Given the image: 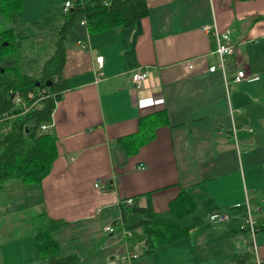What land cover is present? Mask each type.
Listing matches in <instances>:
<instances>
[{
    "label": "crops",
    "instance_id": "crops-1",
    "mask_svg": "<svg viewBox=\"0 0 264 264\" xmlns=\"http://www.w3.org/2000/svg\"><path fill=\"white\" fill-rule=\"evenodd\" d=\"M147 2L133 69L126 67L120 29L96 34L82 25L73 29L63 72L75 87L57 103L51 127L58 156L40 184L26 187L14 180L2 190L20 192L15 211L29 213L32 223L42 213L66 221L57 233L62 254H79L81 264L236 263L238 253L248 249L244 236L235 232L245 226V204L264 206V0ZM215 26L230 32L235 48L223 68L206 28ZM42 68L41 74L28 75L39 78ZM138 68L148 76L135 89L132 75ZM240 70L258 78L234 82ZM162 111L169 122L155 138L128 158L118 152L116 160L113 144L135 133L141 117ZM182 190L196 202L190 218L200 213L209 220L215 211L232 214L229 222L217 224L222 233H202L195 241L191 233L152 255H143V241L130 244L123 235L102 233L121 218L120 203L126 199L141 207L151 202L161 217L170 218L169 203ZM10 203L0 200V209ZM188 218L181 223L205 225L202 218ZM29 234L0 233V264H37V245ZM239 236L244 241L235 242ZM102 238L104 243L93 250ZM256 242L248 264H257L256 256L264 260V231ZM209 250L219 261L209 260Z\"/></svg>",
    "mask_w": 264,
    "mask_h": 264
},
{
    "label": "trees",
    "instance_id": "trees-1",
    "mask_svg": "<svg viewBox=\"0 0 264 264\" xmlns=\"http://www.w3.org/2000/svg\"><path fill=\"white\" fill-rule=\"evenodd\" d=\"M67 1L71 5L64 10ZM24 3V0H0V190L14 180L25 186L40 184L58 156L57 137L51 127L57 103L64 92L75 87L73 78L65 77L63 72L67 43L73 29L82 25L89 34L120 29L126 67L133 69L137 66L136 43L142 33V20L149 14L147 0H63V18L54 34V53L44 61L41 77L33 78L21 71L18 56L27 37L11 26L13 15L23 13ZM49 80L51 84L47 85ZM15 98L19 99L18 103ZM168 122L165 111L141 117L135 133L121 137L113 144V157L118 160V152L123 153L124 158L137 153L155 138L157 129ZM131 200V203L127 199L120 203L121 218L113 222L114 232L107 235H123L130 244L145 242L143 255L158 253L169 244L189 238L192 228L198 224L181 223L196 210V202L187 190H182L170 201V218L161 217L151 202L141 207L135 199ZM252 212L256 233L263 232L264 206L252 208ZM66 224V221L50 218L44 213L33 218L29 236L37 245V264H81L79 254H62L57 233ZM125 231H130L131 236ZM235 232L244 236L248 247L238 253L235 264H248L254 255L249 226ZM105 238L99 239L93 250L100 247Z\"/></svg>",
    "mask_w": 264,
    "mask_h": 264
},
{
    "label": "rangeland",
    "instance_id": "rangeland-1",
    "mask_svg": "<svg viewBox=\"0 0 264 264\" xmlns=\"http://www.w3.org/2000/svg\"><path fill=\"white\" fill-rule=\"evenodd\" d=\"M24 10L22 14H14L11 26L16 32L22 33L27 36L24 40L22 47L18 50V56L20 59L21 71L23 73L38 74L43 65V59L47 60L53 55L55 50V27L58 20L63 18V0H24ZM21 15L24 17L22 22ZM17 24V25H16ZM20 27H19V25ZM42 29V30H40ZM44 60V61H45ZM41 74V72H40ZM36 78V77H33ZM40 78V77H39ZM18 103L19 99L15 98ZM14 182H8V185H13ZM24 185V184H23ZM6 186V185H5ZM27 187V186H26ZM23 191L25 188H21ZM18 190L14 187H9L4 191H0V200L2 202L10 203L11 206L8 208L0 209V233L2 231H12L13 233H31L33 230V223L29 221L27 216L29 213L24 211H15L16 204L15 201H19ZM16 197V198H15ZM14 200V201H13ZM22 202H20L21 204ZM13 205V206H12ZM26 205V203H25ZM252 208V207H251ZM33 214L34 209H31ZM15 211V212H14ZM165 217L164 214H162ZM170 216V214H168ZM204 220L205 225H197L192 228L191 233L193 234V240H197L202 233H222L223 231L218 228L219 226L212 221L205 219L200 213L193 215V218H188L192 222L199 221L201 218ZM246 216V213L245 215ZM200 222V221H199ZM189 222H186L188 224ZM201 224V223H200ZM112 225V224H111ZM102 227V226H99ZM221 227V226H220ZM102 233H111L102 230ZM251 233V232H250ZM1 239V238H0ZM243 240V237L239 236L234 239L235 242L238 240ZM257 241V235L255 237ZM233 240L229 241V245L232 250L236 244ZM11 242V241H10ZM2 244V241H0ZM250 249V248H249ZM208 258L209 260H218L217 255L213 250H209ZM237 256V255H236ZM219 261V260H218ZM225 264H235L232 260Z\"/></svg>",
    "mask_w": 264,
    "mask_h": 264
},
{
    "label": "built area",
    "instance_id": "built-area-1",
    "mask_svg": "<svg viewBox=\"0 0 264 264\" xmlns=\"http://www.w3.org/2000/svg\"><path fill=\"white\" fill-rule=\"evenodd\" d=\"M71 3L70 1L65 2L64 5V10H68L70 7ZM83 24V23H82ZM208 30H211V36H212V43H213V48H212V53L216 54L220 58V63L223 68L224 66V58L228 55H231L234 53V45L231 42V35L229 31H220L219 29L215 27H206ZM84 46V45H83ZM97 62V67L98 69H101L103 66V56H99L96 58ZM211 71L216 70V66H212L210 68ZM148 76V71L143 68H138L134 70L133 75H132V81L134 83L135 89H140L142 86L143 81L147 78ZM258 77L257 76H251L246 73L244 70H240L236 77L234 78V82H241L243 80H248V81H253L256 80ZM43 129L46 128V126H42ZM237 133V128L233 127V134L234 137L236 136ZM96 187H100L102 189H105V185H101V183H96ZM131 203V200L128 201ZM245 225L249 226L250 232H251V238L253 242V248L254 250H257V242L255 240V237L257 235L256 233V228H255V219L253 216L252 208L248 203L245 204ZM208 218L210 221L216 224H223L226 222H229L232 218V214L230 213H224L222 211H215L212 212L208 215ZM106 232H114V226L113 225H108L105 227ZM126 235L131 236L130 231H125ZM132 257L136 258L138 257L137 254H133ZM256 263L257 264H264V260L260 259L256 256Z\"/></svg>",
    "mask_w": 264,
    "mask_h": 264
},
{
    "label": "water",
    "instance_id": "water-1",
    "mask_svg": "<svg viewBox=\"0 0 264 264\" xmlns=\"http://www.w3.org/2000/svg\"><path fill=\"white\" fill-rule=\"evenodd\" d=\"M38 84V83H37ZM51 84V81L49 80V81H47V85H50Z\"/></svg>",
    "mask_w": 264,
    "mask_h": 264
}]
</instances>
